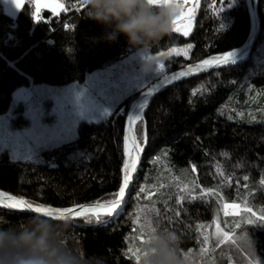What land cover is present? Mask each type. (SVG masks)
<instances>
[{
	"label": "trees",
	"instance_id": "trees-1",
	"mask_svg": "<svg viewBox=\"0 0 264 264\" xmlns=\"http://www.w3.org/2000/svg\"><path fill=\"white\" fill-rule=\"evenodd\" d=\"M4 1L0 0V114L13 106L21 88L32 83L81 82L89 72L137 50L123 36L112 44L100 40L104 29L85 18L83 0H60L66 10L58 13L41 7L39 19L32 0H26L16 16L5 11ZM259 14L261 32L247 61L160 89L142 120L136 121L144 155L125 207L100 221L83 216L71 220L69 243L86 261L136 264L128 248L143 245L141 236H146L140 225L145 215L154 227L177 235L178 252L188 264L264 260V228L243 223L235 228L236 222L247 219L245 207L257 216L264 209L260 184L264 180V0H259ZM185 20H193L188 36L172 32L150 48L161 52L193 45L186 56H167L165 72L235 50L247 39L252 24L246 0H196ZM138 95L125 99L107 117L81 122L74 138L45 149L40 161H14L3 155L0 189L50 207L112 199L122 184L126 115ZM220 171L232 177L230 183ZM244 175L248 181L242 179ZM193 181L199 185L194 190ZM185 185L196 200L180 191ZM201 188H212L218 195L200 199ZM178 195L186 197L181 205L176 204ZM227 202L239 203L242 213L225 216L222 205ZM153 205L159 216L147 211ZM32 216L0 207V226L23 225ZM216 223L230 233L222 243L215 236ZM198 224L206 228L198 232ZM201 233L208 235L207 245ZM204 247L206 253L201 251Z\"/></svg>",
	"mask_w": 264,
	"mask_h": 264
},
{
	"label": "clouds",
	"instance_id": "clouds-1",
	"mask_svg": "<svg viewBox=\"0 0 264 264\" xmlns=\"http://www.w3.org/2000/svg\"><path fill=\"white\" fill-rule=\"evenodd\" d=\"M85 18L104 29L99 38L109 44L125 37L129 47L147 51L172 34L173 22L183 11V0L154 4L150 0H83ZM162 60L142 59L138 72L152 76ZM70 218L52 220L34 215L23 225L0 226V264H92L69 243ZM145 243L140 264H188L178 252L179 238L174 232L145 225Z\"/></svg>",
	"mask_w": 264,
	"mask_h": 264
},
{
	"label": "rangeland",
	"instance_id": "rangeland-1",
	"mask_svg": "<svg viewBox=\"0 0 264 264\" xmlns=\"http://www.w3.org/2000/svg\"><path fill=\"white\" fill-rule=\"evenodd\" d=\"M59 1L40 0L42 4ZM192 22L185 20L179 26L183 31L187 25L190 31ZM159 54L150 49L147 53L137 49L114 63L89 72L84 81L65 85L32 83L19 89L13 106L0 114V158L6 155L14 161H40L45 149L74 138L81 122L96 121L111 115L118 104L140 94L159 77L154 74L145 77L138 72L142 57H159ZM166 57H160L163 64ZM135 73L145 78L144 87L138 88L130 82ZM227 203L240 205L237 202ZM241 210L238 214L242 213ZM258 261L264 264L261 258Z\"/></svg>",
	"mask_w": 264,
	"mask_h": 264
},
{
	"label": "snow or ice",
	"instance_id": "snow-or-ice-1",
	"mask_svg": "<svg viewBox=\"0 0 264 264\" xmlns=\"http://www.w3.org/2000/svg\"><path fill=\"white\" fill-rule=\"evenodd\" d=\"M15 7L20 10L23 7V0H12ZM150 2L154 4H160L161 2L167 3L168 0H150ZM32 3L34 7L36 8L37 14L39 13L41 7H49L53 13H58L60 10H66L65 6L62 3L53 2V3H47V4H41L40 0H32ZM184 3L185 0H183V11L181 12L180 16L177 17V19L173 22V29L172 32H181L182 29L179 26L185 18V11H184ZM221 3H223V0H221ZM192 10H189V15L191 14ZM183 36L189 35L188 26L185 25L182 31ZM193 47V45L188 44L187 48H176L172 47L167 52H160L159 57L157 56H144L142 59H159L160 57H166L171 56L172 54H175L176 56L180 55H187L188 50H190ZM233 53H226L221 56L212 57L211 60H203L202 63L189 66L186 71L175 73L173 76H168L165 74V65L161 63L158 67V69L155 71L154 76H161L163 83H167L171 80H176L182 76H187L196 72L200 71H206L209 67H219L220 64H228L231 59ZM134 79H131V83H134L136 87L142 88L144 87V77L141 76L139 73H135ZM161 85L157 84L156 87L151 88L147 92L144 93V102L139 106V112H142L143 109L147 106V97L151 96L154 91H156ZM196 93L193 92V95ZM240 115H243L241 113ZM142 120V116L137 113L135 115L128 117L129 127L127 129V135L124 138V154L127 157V159L123 163V177H122V186L119 188V190L112 194L113 198L106 200V201H96L92 204H85V205H78L75 207H69V208H53L50 206H45L42 204H35L33 202L27 201L23 198H17L14 196H10L6 193L0 192V204H3L6 208H13V209H20L21 211H27L31 214L47 217L52 220H63L65 218H75L83 216L87 221H91L95 219L96 221H100L103 217H112L114 213H117V210L121 208V205L125 202V191L128 188L130 182L133 178V173L137 171V165L140 160V155L143 152V148L141 147V141L137 139V136L133 130L132 125L136 123V121ZM144 141H146V136L144 137ZM193 171H195V166L192 168ZM219 175L224 177V179L227 182H231L232 177L224 176L223 171L219 172ZM244 181L249 180L248 175H244L242 177ZM193 183V190L197 187H199L198 184H196L194 181ZM261 185H264V180L260 181ZM237 185H239V179L237 180ZM163 187V185H161ZM245 187H247V184H245ZM145 189L141 188L140 192H144ZM181 192H184L187 194L188 198L192 201L197 199V196L192 195V192L188 189L187 185H185L182 189H180ZM201 196L200 199H203L205 195L207 196H213L218 195V193H215L212 188H201ZM150 198V197H149ZM186 197L185 195H178L176 199V204L181 205L185 201ZM167 203L166 201L164 202ZM222 208L224 210L225 216L228 215H237L238 212L241 210L240 205L238 204H228L225 203L222 205ZM231 210V211H230ZM148 212L155 213L156 216H159V210L155 208L153 205L152 208L147 209ZM243 211L247 215V219H244L242 222L238 221L235 223V228L239 229L241 227V223L245 225H256L258 228H264V209H261V214L257 216V214L252 210L250 207H245ZM145 210H141V214H144ZM175 216H180V211L175 212ZM136 223L140 224V217L137 216ZM147 225L149 227H154L153 222L151 218L147 215H145V222L144 224H141L140 227L143 229V227ZM211 227V225L207 226ZM157 228V227H154ZM206 226L204 224H198L196 225V230L199 232L201 229H205ZM216 228V236L219 240V242H223L224 240L228 239L230 237L229 232L223 231V229L220 227L219 223L215 224ZM167 231V230H164ZM203 243L207 245L209 241V237L206 234H203ZM141 243H145V239L143 236H141ZM235 243V241H233ZM202 252H207V247H204L201 249ZM128 253L131 255V258L135 260L136 264H140V253L141 248L130 246L128 248ZM259 264V262H257Z\"/></svg>",
	"mask_w": 264,
	"mask_h": 264
},
{
	"label": "water",
	"instance_id": "water-1",
	"mask_svg": "<svg viewBox=\"0 0 264 264\" xmlns=\"http://www.w3.org/2000/svg\"><path fill=\"white\" fill-rule=\"evenodd\" d=\"M247 1V4H248V7H249V11H250V15H251V21H252V24H251V30H250V33L247 37V39L244 41V43L236 48L235 50L233 51H230V52H227V53H233L234 55L232 56V59L231 61L228 63V64H220L219 67H209L206 71H200V72H196V73H193V74H190V75H187V76H182L176 80H171L167 83H163L162 81V77L159 76L157 77L156 79H154L137 97L136 99L133 101L132 105L129 107V110L127 112V115H126V122H125V129H124V138L125 136L127 135V129L129 127V122H128V117L129 116H132V115H135L137 113H139L141 116H144L145 115V112L149 106V104L151 103V101L153 100L154 96L157 94V92L170 85V84H173L175 82H178L180 80H183L185 78H188V77H192V76H195V75H198V74H201V73H205L207 71H212V70H216V69H221V68H225V67H229V66H233V65H238L244 61H247L253 50H254V47L257 43V40H258V37L260 35V32H261V18H260V14H259V0H246ZM26 0H23V6L25 4ZM4 9L7 13H9L11 16H16L19 11L21 10H18L14 3L12 2V0H5L4 1ZM211 60V59H210ZM202 63V61H196V62H192V63H188V64H185L183 66H179L177 68H174V69H171L169 71H167L165 74L168 75V76H173L175 73H178V72H182V71H186V69L189 67V66H192V65H196V64H200ZM157 84H160L161 86L153 92V94L151 96H148L146 99H147V106L143 109L142 112H139V106L144 102V93L147 92L148 90H150L151 88H154L156 87ZM133 127V130L136 134V123L132 125ZM137 136V135H136ZM143 155L144 153L142 152L141 155H140V160H139V163L137 165V171L135 173H133V178H132V181L130 182L128 188L126 189L125 191V197H124V203L121 205V208L117 210L118 214L123 210V208L125 207L127 201H128V198H129V195L135 185V182L137 180V175H138V172L140 170V167H141V163H142V159H143ZM127 159V157L125 156V160ZM122 186V184H121ZM0 192H3V193H6L10 196H14V197H17L5 190H2L0 189ZM19 198V197H17ZM103 201H106V200H103ZM101 201V202H103ZM96 202V201H95ZM94 202H89V203H79V204H74V205H70V206H67V207H53V208H69V207H75V206H78V205H85V204H92ZM0 207L2 208H6L4 207L3 204H0ZM6 209H9V210H13V211H19V212H24V213H29L27 211H21L20 209H13V208H6ZM31 214V213H29ZM35 215V214H33ZM114 215H117V213H114ZM76 218V217H75ZM71 220L73 218H70Z\"/></svg>",
	"mask_w": 264,
	"mask_h": 264
},
{
	"label": "bare ground",
	"instance_id": "bare-ground-1",
	"mask_svg": "<svg viewBox=\"0 0 264 264\" xmlns=\"http://www.w3.org/2000/svg\"><path fill=\"white\" fill-rule=\"evenodd\" d=\"M196 0H185L184 3V11H185V16L189 15V10H193V7L195 5ZM192 12V11H191ZM192 63V62H191ZM142 146V145H141ZM231 211V210H230ZM230 216V215H229ZM233 216V215H232Z\"/></svg>",
	"mask_w": 264,
	"mask_h": 264
},
{
	"label": "built area",
	"instance_id": "built-area-1",
	"mask_svg": "<svg viewBox=\"0 0 264 264\" xmlns=\"http://www.w3.org/2000/svg\"><path fill=\"white\" fill-rule=\"evenodd\" d=\"M42 14H43V9H41V10L39 11V13L37 14V19H39V18L42 16Z\"/></svg>",
	"mask_w": 264,
	"mask_h": 264
}]
</instances>
